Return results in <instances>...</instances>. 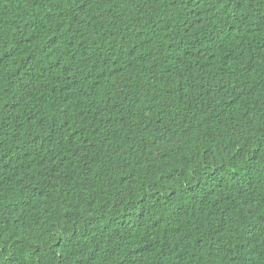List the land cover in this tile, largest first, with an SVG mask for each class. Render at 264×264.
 <instances>
[{"label":"trees","instance_id":"trees-1","mask_svg":"<svg viewBox=\"0 0 264 264\" xmlns=\"http://www.w3.org/2000/svg\"><path fill=\"white\" fill-rule=\"evenodd\" d=\"M0 264H264V0H0Z\"/></svg>","mask_w":264,"mask_h":264}]
</instances>
